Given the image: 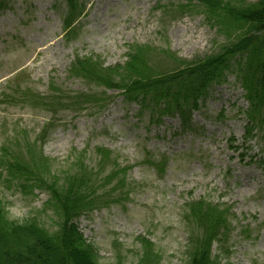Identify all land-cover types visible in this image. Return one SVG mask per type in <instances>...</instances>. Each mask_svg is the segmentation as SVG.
<instances>
[{
    "label": "rangeland",
    "instance_id": "374dc122",
    "mask_svg": "<svg viewBox=\"0 0 264 264\" xmlns=\"http://www.w3.org/2000/svg\"><path fill=\"white\" fill-rule=\"evenodd\" d=\"M81 3L83 16L66 38L64 0L0 1V206L8 221L34 219L53 235L59 219L36 179L60 185L78 160L97 174L100 149L109 159L106 172L128 169L114 178L115 192H96L98 205L76 220L98 264H190L189 240L226 213L228 241L213 243L212 257L220 264H264L263 138L242 144L249 139L246 103L234 74L211 87L192 128L182 132L178 118L155 116L154 105L140 109L119 91L70 73L78 56L99 61L97 70H117L116 82L133 79L126 64L137 49L152 75H165L216 54L235 35L211 27L197 0ZM81 95L103 101L93 106L79 98L87 105L71 106ZM45 127L39 147L35 139ZM200 201L217 209L204 226L185 218L187 204Z\"/></svg>",
    "mask_w": 264,
    "mask_h": 264
},
{
    "label": "trees",
    "instance_id": "16d2710c",
    "mask_svg": "<svg viewBox=\"0 0 264 264\" xmlns=\"http://www.w3.org/2000/svg\"><path fill=\"white\" fill-rule=\"evenodd\" d=\"M64 1L67 11L63 28L67 38L74 30V24L82 17L85 6L81 3L77 7L79 0ZM197 1L203 5L204 14L207 13L205 18L211 27L230 39L235 35L234 43L223 47L216 54L192 64H185L184 68H176L174 72L165 75H152L154 73L148 67L144 55L137 49L131 50L129 62L126 64L127 71L136 73L128 72L134 75L133 79L122 76L116 82L112 76L119 74L117 70H97L101 65L99 61H92L90 58L78 59V56L70 68V73L106 90L119 91L124 102L134 104L140 109L148 110V104L154 105V110L158 109L155 116L177 117L181 131L187 132L192 128L193 113L198 110L202 99L212 86L224 83L227 73L231 72L246 103L243 114L249 139L244 137L242 144L261 134L264 150V0L256 3L245 0ZM187 8L185 6L184 10H188ZM85 96H78V100H74V105L71 106L78 108L87 105L86 102L96 106L103 101L102 98L93 100ZM79 98L87 101L82 103ZM47 130L45 127L39 139H35L41 146ZM238 150L233 149L235 152ZM97 152L102 155V161L97 165V174L88 173L83 162L78 160L71 164L73 172L66 173L60 185H57L56 180L50 184L43 178L36 179L39 188L48 190L46 206L59 219L58 228L53 235L34 219L22 224L8 221L0 206V264H98L96 253L92 246L86 244L77 228L76 220L84 211L92 210L98 205L100 200L96 192L107 188L115 192L119 185L113 184L114 178L118 174L124 177L123 173L128 168L106 172L103 165L105 162L109 163V159L103 154V150L97 149ZM262 163L264 165V161ZM111 164L113 167L117 166L115 161ZM100 175L103 177L98 179ZM26 186L28 185L21 184V188ZM186 207L189 214L185 218L188 221L193 219L203 226L205 220H212L211 217L216 215L217 210L203 201L187 204ZM228 217L229 214L226 213L214 222L212 228L203 229L200 239L195 237L189 240L193 247L190 264H220L212 257V245L215 243L217 246H226L230 231ZM140 242L144 247L143 256L148 257L147 241L141 239Z\"/></svg>",
    "mask_w": 264,
    "mask_h": 264
}]
</instances>
